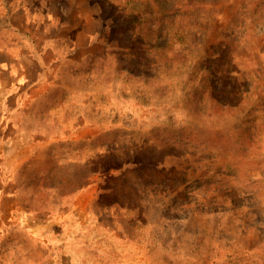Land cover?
<instances>
[{
    "label": "rangeland",
    "instance_id": "rangeland-1",
    "mask_svg": "<svg viewBox=\"0 0 264 264\" xmlns=\"http://www.w3.org/2000/svg\"><path fill=\"white\" fill-rule=\"evenodd\" d=\"M31 8L72 29L24 44ZM7 37L49 92L3 130L32 157L0 264H264V0H0Z\"/></svg>",
    "mask_w": 264,
    "mask_h": 264
},
{
    "label": "crops",
    "instance_id": "crops-1",
    "mask_svg": "<svg viewBox=\"0 0 264 264\" xmlns=\"http://www.w3.org/2000/svg\"><path fill=\"white\" fill-rule=\"evenodd\" d=\"M83 1L90 7L91 0ZM77 11V13L74 12V16L75 13L79 16L82 14L81 10L77 9ZM18 12L20 11L18 10ZM21 13L25 23H28V29L23 31L24 34L21 40H24V44L28 42L30 47H33L35 41L40 49L45 48L47 40L59 37L65 33V30L70 31L72 29L67 26L70 19L65 13L63 14L65 16L64 20L61 19L59 22L64 25V28H62L63 33L58 35L50 33L52 31L48 25V12L43 15L41 10L34 11L31 8V10H23ZM34 13H36L38 19L33 21L34 25L32 26L30 16ZM9 29L10 26H8ZM17 42L18 40L9 39V37L6 38V41H0V229L12 220L16 213L24 210V193L20 186L22 179L19 173L23 164L21 161L26 162L32 157V148H29V151L25 152L24 158H17L19 153L16 152L17 150L15 151L16 147L13 148L16 138L4 135L3 130L8 124L12 112L24 107L23 104L27 100L29 101L49 92L48 88L42 89L36 86L37 83L42 81L39 73L34 78L27 75V64L33 63L36 58L31 50L28 55L26 51L24 54L18 55L14 49ZM11 97L15 100L16 108H8ZM19 140L24 145L28 143L23 137H19ZM21 147L23 148V146ZM13 149L14 153H12ZM13 154L16 157H12ZM76 165L77 163L60 162L51 167V174L57 180V188L62 189V192L66 195H76L88 187L87 181L90 179V173L86 169L76 168ZM1 254L2 251L0 250V259Z\"/></svg>",
    "mask_w": 264,
    "mask_h": 264
}]
</instances>
